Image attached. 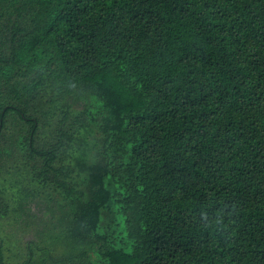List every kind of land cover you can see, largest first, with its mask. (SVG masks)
Returning a JSON list of instances; mask_svg holds the SVG:
<instances>
[{"label": "trees", "instance_id": "trees-1", "mask_svg": "<svg viewBox=\"0 0 264 264\" xmlns=\"http://www.w3.org/2000/svg\"><path fill=\"white\" fill-rule=\"evenodd\" d=\"M13 161L67 251L0 264H264V0H0Z\"/></svg>", "mask_w": 264, "mask_h": 264}, {"label": "rangeland", "instance_id": "rangeland-1", "mask_svg": "<svg viewBox=\"0 0 264 264\" xmlns=\"http://www.w3.org/2000/svg\"><path fill=\"white\" fill-rule=\"evenodd\" d=\"M3 149V148H2ZM8 173H5L4 169L0 177V188L2 189L4 196L7 198L9 195H16V200L27 205L28 211L25 220L14 221L9 223L5 219L3 220V228L0 231V235L5 239V247L10 245L14 250L9 253L5 250L6 256L10 254V262L23 261L26 255V246L30 242L44 244L47 248H51V251L57 256H60L63 252L67 251L65 244L63 243V235H61V228L53 226V220L49 218V215L45 209L44 203L40 201V197L37 198L35 194H30L27 197V193H24V187H36L33 181L23 180L22 170L16 168V162H10ZM19 173V174H18ZM13 180V181H12ZM10 181H12L10 183ZM46 193H42L41 197H45ZM44 200V199H42ZM21 219V217H19ZM52 220V221H51ZM8 223V225H6ZM13 254V257H12ZM36 260L38 259L35 258Z\"/></svg>", "mask_w": 264, "mask_h": 264}]
</instances>
